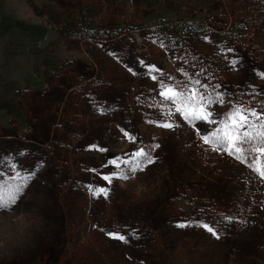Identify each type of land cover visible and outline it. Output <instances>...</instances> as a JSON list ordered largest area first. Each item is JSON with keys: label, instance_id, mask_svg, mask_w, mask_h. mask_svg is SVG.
Instances as JSON below:
<instances>
[{"label": "rangeland", "instance_id": "obj_1", "mask_svg": "<svg viewBox=\"0 0 264 264\" xmlns=\"http://www.w3.org/2000/svg\"><path fill=\"white\" fill-rule=\"evenodd\" d=\"M261 74L264 0H0V185H22L0 209V264H264L257 154L211 150L197 133L215 125L164 120L159 96L197 75L259 112ZM142 147L153 165L103 180Z\"/></svg>", "mask_w": 264, "mask_h": 264}, {"label": "snow or ice", "instance_id": "obj_2", "mask_svg": "<svg viewBox=\"0 0 264 264\" xmlns=\"http://www.w3.org/2000/svg\"><path fill=\"white\" fill-rule=\"evenodd\" d=\"M229 53L233 49L227 50ZM237 61L233 60L231 63L234 66ZM143 63V62H141ZM131 72L132 69L129 68ZM154 71V69L150 70ZM264 75V74H261ZM185 76H188L185 73ZM151 79L156 81L158 77L153 75ZM172 80V84L165 83L164 80H159V96L162 98L161 104H166L168 107L163 112V119L170 120L173 115H180L189 124L196 122H204L215 125L206 133L198 132L199 139L204 145H208L213 151H220L227 153L228 156L234 157L236 160L243 162L252 154H257L253 159L254 171L259 174V177L264 181V170L259 167V159L264 156V103L260 105L258 112L255 107L249 108L245 106L234 105L230 100H225L224 94L216 93L215 86H210L201 83L197 75L188 77L184 81H176L172 77H166ZM227 105L228 110L217 114L215 113L214 105ZM218 117V118H216ZM159 127L166 130H171L174 127L173 122H161ZM126 137L129 136L127 131H124ZM130 139H133L130 137ZM160 145H154V148H159ZM104 151L103 148L99 149ZM153 149L140 148L128 154L127 158L116 157L110 159L106 165L102 167L115 166L116 171L111 175H103V180L112 183L113 178H119L127 181L136 174L146 170L147 166L155 163L152 156ZM22 185L8 187L0 185V209H8L17 203L18 194L20 193ZM88 191L94 197L109 196V189L106 187H90ZM235 218L226 216L225 220L232 221ZM197 226L201 227L210 233L216 239H220V235L207 223L197 225L190 221L187 224L181 223L179 228ZM107 235L119 241L126 242L125 235L107 233ZM135 235V232L131 233Z\"/></svg>", "mask_w": 264, "mask_h": 264}]
</instances>
